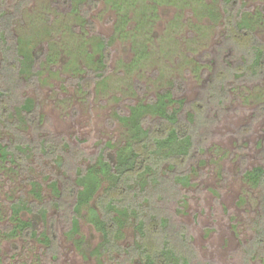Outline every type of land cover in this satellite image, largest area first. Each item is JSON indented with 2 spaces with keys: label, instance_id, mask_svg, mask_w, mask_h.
Here are the masks:
<instances>
[{
  "label": "rangeland",
  "instance_id": "obj_1",
  "mask_svg": "<svg viewBox=\"0 0 264 264\" xmlns=\"http://www.w3.org/2000/svg\"><path fill=\"white\" fill-rule=\"evenodd\" d=\"M234 1L229 13L228 0H0V141L9 148L0 264H139L128 250L135 214L108 250L89 206L75 210L54 184H75L102 155L115 159L135 141L123 117L166 93L188 153L161 149L154 139L171 124L145 112L151 168L125 178L115 204L156 221L154 237L176 243L188 264H264V187L247 176L264 168V69L256 74L229 24L249 20L264 45V0ZM108 188L105 180L97 197ZM20 202L28 207L16 214ZM105 205L98 211L111 221L117 212ZM18 218L35 220V231L7 234Z\"/></svg>",
  "mask_w": 264,
  "mask_h": 264
},
{
  "label": "trees",
  "instance_id": "obj_2",
  "mask_svg": "<svg viewBox=\"0 0 264 264\" xmlns=\"http://www.w3.org/2000/svg\"><path fill=\"white\" fill-rule=\"evenodd\" d=\"M234 3V0H228L227 6L229 13ZM229 24L230 37L245 47L246 51L254 54L252 62H254L256 74L259 75L264 69V45L259 46L254 43L252 37V24L249 20L246 21L245 19L239 23H235L230 19ZM100 48L103 51L101 56V60H103L105 56V47L103 43L100 45ZM23 54L24 63H28V66L31 65L34 60L26 52ZM170 96L169 93L162 94L159 96L156 103L142 105L140 108L133 110L131 115L123 117L126 123L130 124L134 130L135 141L128 143L125 149H121L115 159H110L102 155L99 157L96 164L90 165L85 171L78 174L75 184L64 186L63 189H60L56 183L54 184L57 196L62 198L63 201L71 198L72 206L75 210H79L84 206H89V211L94 223L97 228L103 232V243L108 244V250H114L116 248L115 237H117V227L120 229V227L127 222L131 213L135 214L138 218V223L136 225L138 237L134 245L130 246L128 250L132 255L139 256V264H188L189 262L187 255L176 243L172 244L170 241L161 243L154 237L152 232L158 226L156 221L147 222L144 218H140L137 210L131 209L130 207L120 208L114 202V193L117 192L116 189L124 182L125 178L127 179L130 175L140 174L145 168H151V166H145L146 162L152 157L149 152L154 146L151 136L142 125L146 119V117L143 116L145 112L150 111L157 114L171 124L168 134L164 133L163 137H159L158 140L157 138L154 139L155 142H158L157 144L161 149H166L169 156L172 154L175 155V157L188 153L191 141L188 140L189 138H186V133L180 132L176 124L175 114L170 113L166 108ZM182 136H184V138L181 140L180 138H182ZM142 146H144L145 150H142ZM8 149L9 148L3 146L0 141V155L4 158L8 157ZM247 176L253 183L264 187L263 167H256L251 171H247ZM185 178L186 177H178L179 180H184ZM105 180L110 181L111 188L107 189L108 194L103 198L97 197L98 190ZM37 196H40V194H37ZM94 199L95 205L92 206L90 202ZM103 202L106 204V207L117 212V215H115L111 221L104 219L103 215L98 211V208H100ZM61 205L63 204L61 203ZM27 207L28 206L24 202H20L14 205V212L18 214L22 208L27 209ZM28 209L31 210V208ZM71 217L75 224L77 220L76 215L72 214ZM17 222L18 223L14 225V227L7 230V234L16 236L20 232H34L36 229L37 223L35 220L24 221L18 218ZM77 243L84 251L90 249L88 243L83 239H78ZM100 249L101 246L95 251H99Z\"/></svg>",
  "mask_w": 264,
  "mask_h": 264
}]
</instances>
